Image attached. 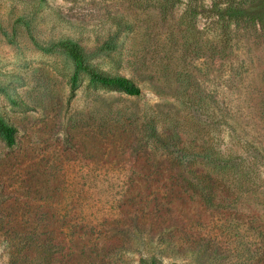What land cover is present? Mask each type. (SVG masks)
<instances>
[{"label": "rangeland", "instance_id": "374dc122", "mask_svg": "<svg viewBox=\"0 0 264 264\" xmlns=\"http://www.w3.org/2000/svg\"><path fill=\"white\" fill-rule=\"evenodd\" d=\"M254 11L264 0H0V119L16 127L0 135V264H264V35L239 17ZM66 40L141 93L93 81ZM227 156L247 172L207 187Z\"/></svg>", "mask_w": 264, "mask_h": 264}, {"label": "trees", "instance_id": "16d2710c", "mask_svg": "<svg viewBox=\"0 0 264 264\" xmlns=\"http://www.w3.org/2000/svg\"><path fill=\"white\" fill-rule=\"evenodd\" d=\"M241 8L243 9V7ZM245 14L249 16L247 17L246 21L254 24L259 34L264 35V11H259L258 13L254 11L253 13L250 12L249 14L247 13L241 14V12H239V17L241 18L244 17L245 19L244 16ZM230 39L231 38L228 37L227 41H229ZM62 44L64 48L67 50V52L74 59L77 68L89 74L93 81L103 83L104 85L113 86L128 94L141 93L142 91L141 86L131 77H128L123 74H108L92 67L87 60L85 52L77 42L66 40ZM223 50L227 51L226 54L227 56H229L233 51V49L229 46V43L223 46ZM72 85H74V81L72 82ZM15 134H16V127L14 125L5 122L3 119H0L1 137L5 139L9 144H12L15 141ZM224 156L225 155H223L222 157ZM201 172L203 174H207L210 179V185L207 184L206 185L207 187L225 189L230 185L224 184L223 186L221 181L226 180V178L228 179L230 175L236 174V176H240L246 173L247 171H239L237 166L234 167L233 163H231V158H228L227 156L226 158L222 159L220 163H215L212 169L202 170ZM193 184L194 181L192 179H186V183L184 184V187L188 192H190V189L195 191ZM144 260L146 262L149 261L148 259H144ZM150 264H158V263L155 260H151Z\"/></svg>", "mask_w": 264, "mask_h": 264}]
</instances>
